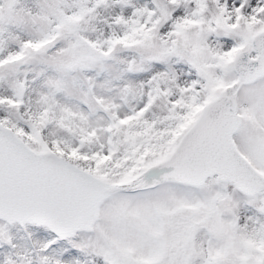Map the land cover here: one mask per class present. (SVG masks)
<instances>
[{"label":"snow or ice","instance_id":"snow-or-ice-1","mask_svg":"<svg viewBox=\"0 0 264 264\" xmlns=\"http://www.w3.org/2000/svg\"><path fill=\"white\" fill-rule=\"evenodd\" d=\"M0 264H264V0H0Z\"/></svg>","mask_w":264,"mask_h":264}]
</instances>
